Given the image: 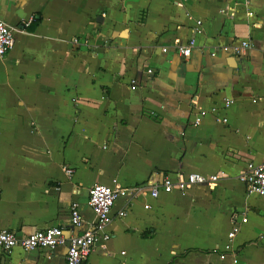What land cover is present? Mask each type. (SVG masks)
<instances>
[{"label":"crops","instance_id":"obj_1","mask_svg":"<svg viewBox=\"0 0 264 264\" xmlns=\"http://www.w3.org/2000/svg\"><path fill=\"white\" fill-rule=\"evenodd\" d=\"M0 19L14 34L0 60V231L80 235L99 184L123 192L82 264H264V197L238 180L264 160V0H0ZM191 173L218 180L150 195ZM66 252L0 249V264Z\"/></svg>","mask_w":264,"mask_h":264},{"label":"built area","instance_id":"obj_2","mask_svg":"<svg viewBox=\"0 0 264 264\" xmlns=\"http://www.w3.org/2000/svg\"><path fill=\"white\" fill-rule=\"evenodd\" d=\"M197 24H200V22H197ZM197 32L199 31L197 30ZM13 45V30L0 19V60L12 49ZM194 47L195 42L190 41L186 46H178L177 51L183 58H188ZM248 48V42H241V44L236 46H224L222 51L240 55ZM163 51L165 52L166 50L163 49ZM148 73H151V71H148ZM230 103V101L225 102V106L228 107ZM205 114L204 111H201L195 118L194 125H198ZM66 173L70 175L72 171L66 170ZM217 180V175L203 176L198 173L187 174L184 177L177 175L175 180L170 176H164L159 186L160 188L151 186L150 195L156 198L159 194V189L166 194L173 191L184 194L195 185L208 184L212 186ZM238 180L244 184L248 194L264 197V160L255 166L248 164L246 170L238 176ZM122 192L118 187L99 184H94L88 189L87 204L94 215L95 221L86 227L80 235L66 238L61 228H49L36 231L25 238H18L12 232L0 231V249L4 253L9 254L15 248L29 252L35 249L54 250L58 246L66 245V264H82L99 241L108 240V236L104 234V229L110 221L111 209ZM145 208H148V206H145ZM123 215V212L119 213V216ZM70 223L74 227L82 226L83 221L77 203L71 204ZM238 231V226H233L228 233V244L225 246L227 251L230 249V244ZM221 257L223 258L224 256ZM233 263H237L235 258L233 259Z\"/></svg>","mask_w":264,"mask_h":264}]
</instances>
